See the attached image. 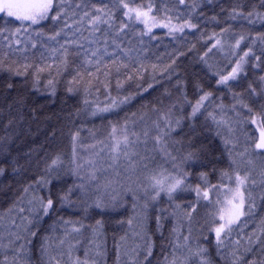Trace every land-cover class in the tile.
<instances>
[{"label":"snow or ice","instance_id":"6c2138e0","mask_svg":"<svg viewBox=\"0 0 264 264\" xmlns=\"http://www.w3.org/2000/svg\"><path fill=\"white\" fill-rule=\"evenodd\" d=\"M210 6L212 0H0V14H3L0 69L10 77L24 78L31 71L36 91L40 90L37 86L45 72L49 75L53 69L57 75L75 72L68 81L67 91L72 93L78 85H83L85 114L118 115L138 95L153 88L152 83L147 88L141 83L137 92L122 94L129 81H143L147 68L141 53L147 49L146 39L149 42L157 39L154 29H166L168 36L182 39L186 30H200V22L223 25L219 32L207 37L212 41L211 47L198 59L213 70L215 86H224L231 95V103L224 104L223 96L205 90L197 73H176L173 67L176 61L172 59L163 72L169 80L176 77L174 88L179 95L169 105H154L155 118L150 122L145 115L137 118L136 113L122 121H109L104 139H97V131L83 126L71 131L73 150L68 161L59 153L45 154L40 173L22 187L8 243L0 244L13 253L11 264H28L22 257L32 247L45 219H52L66 207L76 209L82 218L66 220L61 216L45 229L50 235L41 238L40 252L46 264H61L65 255L71 264H101L105 253L97 240L102 222L97 220L93 226L84 220L90 218V211L109 208L100 195L102 191L106 196L110 193L112 207L130 196L136 214L134 235L139 243L130 252H121L118 247V261L124 255L129 258L128 264H152L150 258L157 245L149 225L154 223L161 241L162 259L157 264H213L209 249L201 244L200 237L193 236L194 214L203 204L207 209L204 227L214 234L215 248L224 264H264V216L256 222L259 212L264 211V190L255 191L257 181L249 168L242 167L245 163L252 164L253 155H264V31L252 33L256 25L264 28V0H228L227 7L221 0L217 5L219 13L207 16L202 9ZM33 50L39 53V63L32 58ZM213 50L223 54L224 69L209 64ZM151 67L155 72L157 66ZM90 68L95 71H89ZM113 71L117 76L124 74L123 79L116 80L115 96L110 87ZM233 84H246V88L234 92ZM97 85L105 90L103 101L98 99ZM6 87L11 90L14 86L8 83ZM189 87L196 96L194 101L188 99ZM94 88L97 98L88 99ZM46 89L55 94L54 79L47 81ZM168 95L171 97V93ZM183 105L190 108L187 115L183 114ZM201 117L203 121L198 123ZM138 121L142 125L139 131ZM248 127H254V132L248 133ZM82 132L87 137H82ZM52 135L54 138L55 132ZM215 138H219L221 155H226L230 171L216 167L222 161L203 143L208 139L211 144ZM85 139L93 143L86 144ZM77 146L84 152L83 156L78 155ZM157 156L170 162L171 168L157 164ZM0 157V176L6 173L5 164L14 175L22 174L23 166L11 156L8 147L0 145ZM189 167L209 171L193 173L187 170ZM121 169L129 173V179L131 175L141 178L134 186H126L120 182ZM109 173L116 179H109ZM210 175H216V183H212ZM57 185L65 187L56 188ZM260 187L264 189V174ZM185 192L195 193L196 201L178 214L176 210L183 206L175 200ZM162 195L172 212L157 207ZM168 215H179L188 227L187 235L179 222L171 229L166 250L164 222ZM249 222L253 224L251 232L247 231ZM126 223L132 226L133 219ZM88 231L92 239L87 241L84 259L73 257V250ZM120 239L123 242L125 238ZM177 251L181 256L176 255ZM3 264H8L7 256Z\"/></svg>","mask_w":264,"mask_h":264},{"label":"trees","instance_id":"16d2710c","mask_svg":"<svg viewBox=\"0 0 264 264\" xmlns=\"http://www.w3.org/2000/svg\"><path fill=\"white\" fill-rule=\"evenodd\" d=\"M99 2V0H95ZM221 0H212V6L202 9L207 16H212L219 13V5ZM223 6H228V0H223ZM3 14H0L2 17ZM0 23L3 20L0 19ZM223 25H217L211 21L207 23L200 22V30L186 31L182 39H173L167 35V31L164 29L154 30V35L157 39H153L150 42L146 39L147 49L141 53V59L147 68V71L143 74V81H129L125 84L126 91L122 94H128L129 92H137L138 84L147 88L149 83L153 84V88L147 92H142L133 100L129 105L125 106L118 115L104 114L103 116H91L85 114L83 111V101L86 98L84 95L83 85H78L76 90L72 93L67 91L68 81L72 79L75 72L56 74L53 69L51 75L47 72L40 76V84L37 86L40 90L36 91L33 87V76L31 71L27 78L24 77H10L5 71L0 69V145L8 147L11 156L18 160L19 165L23 166L24 171L20 176H16L12 173L11 167L7 164L3 165L6 168V173L0 176V244L7 245V237L10 231H12L11 221L17 218V213L14 211L17 206V200L22 195V187L30 181L32 177L38 175L43 167L42 158L45 154L52 156L56 153L62 155L65 162L72 155L73 145L71 141L70 132L83 126L85 129H93L97 131V139H104L107 134V128L109 121L123 120L125 116H131L132 113L137 114V118L141 115H145V118L150 122L155 118V113L152 111L153 106L161 107L173 103L178 97L174 85L176 77L173 76L169 80L168 75L163 72L166 65L170 64L172 59H175L176 63L173 67L176 73L181 75L197 73V78L203 84L205 90L212 91L215 96H223L224 104L231 103V95L227 88L224 86L216 87L215 81L212 79L214 74L213 70H209L202 61L198 59L211 47L212 41L207 39L212 32H219L220 27ZM257 31H264L260 25H256L252 29L253 35ZM201 33H204L202 35ZM87 36V32H85ZM195 45L193 48L192 46ZM111 51V49H109ZM183 53V55H179ZM258 54V53H257ZM39 53L33 50L32 58L39 63ZM0 58H2V51H0ZM11 59H18V57H11ZM219 60L221 65L226 67V60L222 58L220 53L213 50L209 54L208 62L215 66V61ZM151 65H156L155 72ZM217 69V68H216ZM89 71H95L94 68H90ZM123 73L117 76L115 71L112 72L110 77V87L112 88V95H116V80L123 79ZM155 76V79H153ZM54 79L55 81V94L52 95L50 90L46 89L47 81ZM103 75L100 76V80L103 81ZM87 80V76H85ZM8 83L13 84V89H7ZM99 88L98 99L103 101L105 99V90L102 86L97 85ZM246 88V84L237 86L232 85V91L243 92ZM171 93V97H169ZM88 99H95L96 88L93 89V95L87 97ZM188 99L194 101L196 96L193 94L191 87L188 89ZM158 101L160 103H158ZM190 108L187 105H183V114L187 115ZM178 115L180 113H177ZM11 121V124H9ZM203 121V117L200 118L198 123ZM142 125L137 124L136 130L139 131ZM179 131V130H178ZM53 132L55 137L53 138ZM248 133L254 132V127L247 128ZM258 135V133H256ZM82 137H87L86 132L81 133ZM180 136H175V139H180ZM86 144L93 143L90 139H85ZM203 143L206 144L209 149L213 151V154L220 158L222 162L216 165L217 168L228 169L226 155H221V147L219 138H215L211 144L208 143V139H204ZM78 155L83 156L84 152L80 151L77 146ZM2 159V157H0ZM252 164H242V167H247L252 173V178L257 181L255 191L259 193L264 190L260 187L261 175L264 174V155L255 154L251 157ZM156 163L171 168L170 162H166L160 156L156 157ZM190 172L196 173L198 171H209L207 168H191L187 169ZM108 178L115 180L116 177L113 173L108 174ZM141 177L139 175H131L129 179V173L120 170V182L126 186H134L135 182ZM212 183L217 182L216 175H210ZM193 183L199 181L193 180ZM68 183H71L69 180ZM64 185H57L56 188H63ZM55 190V189H54ZM105 198V202L109 203L108 209H95L90 211L89 219H85L84 223L87 225H95L97 220L102 222L99 229V239L97 243L103 245V251L105 253L101 264H128V257L121 255L120 260H117L118 247L123 251H131V249L139 243L135 239L134 233L137 230V221L135 219V212L132 208V200L129 197H125L123 202L117 204L115 207L111 206L110 193L106 196L102 191L100 193ZM196 201L195 193L185 192L176 197L175 203L180 204L183 207L176 210L177 213H182L189 204H194ZM259 206V201H258ZM158 208H167L169 212H172V208L168 204L167 198L163 197L161 202L157 205ZM207 209L201 204L194 214L193 219V236L201 238V244L209 249L210 258L213 264H224L223 260L218 255L215 248L214 234H210L207 228L204 227V217ZM64 217V219H81L82 217L77 214L76 209L66 207L54 214L52 219H45L44 224L41 227V231L38 236L32 241V247L27 251L26 256L22 259H27L28 264H46L45 256L40 252L41 238L45 235H50L45 229L52 225L54 220L58 217ZM264 216V211H260L256 217V222L259 223L260 217ZM133 219V225L129 226L126 221ZM125 223L121 224L120 222ZM179 222V226L184 235H187V223L178 216L168 215L164 222V244L167 250L168 239L171 238V229L176 227ZM253 224L249 222L247 231H252ZM151 229L150 235L156 241V249L153 256L150 258L152 264H157V261L162 259L160 254L159 245L161 241L155 233V224L149 225ZM202 229V231H201ZM59 235V233H55ZM121 237H124V241L121 242ZM237 237L234 235L233 239ZM92 239L91 231L84 234L82 243L73 250V257H79L84 259L85 250L88 249L87 241ZM181 252L177 251L176 255L181 256ZM55 255V252H53ZM5 256L8 257V264H11L13 253L3 246H0V264H3ZM139 259L143 261V256L140 255ZM61 264H71L68 256L65 255L61 258Z\"/></svg>","mask_w":264,"mask_h":264},{"label":"rangeland","instance_id":"374dc122","mask_svg":"<svg viewBox=\"0 0 264 264\" xmlns=\"http://www.w3.org/2000/svg\"><path fill=\"white\" fill-rule=\"evenodd\" d=\"M157 29H163V28H157ZM154 30H156V29H154ZM164 30H166V29H164ZM166 31H167V30H166ZM186 31H190V30H186ZM220 55H221L222 58H224V56H223L222 53H220ZM215 66H216L217 69H224V68H225V67L223 66V64L221 65V63H220L219 60H216V61H215Z\"/></svg>","mask_w":264,"mask_h":264}]
</instances>
